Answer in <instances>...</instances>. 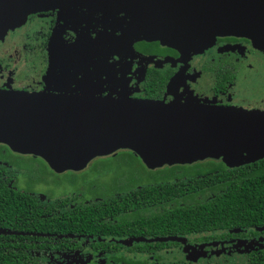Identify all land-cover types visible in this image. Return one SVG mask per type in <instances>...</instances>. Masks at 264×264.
<instances>
[{
  "label": "flooded vegetation",
  "instance_id": "1",
  "mask_svg": "<svg viewBox=\"0 0 264 264\" xmlns=\"http://www.w3.org/2000/svg\"><path fill=\"white\" fill-rule=\"evenodd\" d=\"M107 27L102 12L48 11L0 30V90L90 88L135 99L264 110V49L248 38L219 36L195 52L143 39L106 52ZM87 40L94 43L91 55L79 56ZM121 154L135 157L136 167L153 178L123 175L119 186L128 187L92 197L83 188L58 198L37 182L48 172L83 173L95 161H115ZM244 160L232 166L208 158L150 169L135 153L121 150L94 159L82 171L59 173L41 157L0 143V264H264L262 216L193 219L196 210L208 209L205 204L225 193L228 180L244 175L264 181V157ZM105 172L98 183L108 177Z\"/></svg>",
  "mask_w": 264,
  "mask_h": 264
},
{
  "label": "water",
  "instance_id": "2",
  "mask_svg": "<svg viewBox=\"0 0 264 264\" xmlns=\"http://www.w3.org/2000/svg\"><path fill=\"white\" fill-rule=\"evenodd\" d=\"M84 10L105 15L106 52L143 39L195 52L227 35L264 49V0H0V30L40 12ZM0 143L41 157L59 173L82 171L121 150L150 169L208 158L235 166L243 157H264V110L135 99L90 88L0 90Z\"/></svg>",
  "mask_w": 264,
  "mask_h": 264
},
{
  "label": "rangeland",
  "instance_id": "3",
  "mask_svg": "<svg viewBox=\"0 0 264 264\" xmlns=\"http://www.w3.org/2000/svg\"><path fill=\"white\" fill-rule=\"evenodd\" d=\"M62 30L63 28L60 29V31ZM108 33H109V29L107 27L105 31L106 36ZM58 34H59V31H58ZM116 35L118 36V34ZM95 43H97V41H95ZM91 44L94 45L92 41L90 43V40H87V45L84 48H82L81 46V50H79L78 52L79 56L91 55L90 48H93V47H90ZM82 59L85 60V57H82ZM129 159H130V162H129ZM136 166H138V161L135 157L132 158L129 155L121 154V155H118L117 160L115 161H107V162L105 160H102L100 162L95 161L90 166L91 169H88L87 171L83 173L67 172L66 174H63L61 176H55L52 173L51 175L48 172L45 178L40 176V179L42 180L40 181L36 180V181L38 182V184L40 182L43 183L46 186L45 190H47L48 192L50 190L51 194L58 198L64 197L66 194H69V193L79 192V190L83 188H85L84 191L86 192V194L92 197L93 194L102 195L103 193L104 194L108 193L112 191V189L117 188V187L119 188V190L128 187V185L126 184H122L121 187L119 186V182L122 179L123 175H127L129 177L130 176L137 177L134 173H140L141 175L139 176V178H146V179L153 178V176L150 174V172L146 168L144 167L137 168ZM41 168L45 170L44 169L45 167L43 165H41ZM102 170H106V172L103 173L102 175L108 176V177L103 182L100 181L101 183H98L97 181L99 180V178H97V176ZM23 185H26L27 187H31L28 184H23ZM95 185H97L98 187H95ZM33 186H35V184Z\"/></svg>",
  "mask_w": 264,
  "mask_h": 264
},
{
  "label": "trees",
  "instance_id": "4",
  "mask_svg": "<svg viewBox=\"0 0 264 264\" xmlns=\"http://www.w3.org/2000/svg\"><path fill=\"white\" fill-rule=\"evenodd\" d=\"M224 187L225 193L214 204H205L208 209L196 210L193 219L253 221L261 220V216L264 219V208H261L264 206V181L260 177L246 180L244 175H240L237 179L228 180ZM181 214L186 217L188 212ZM90 226L95 227L93 224Z\"/></svg>",
  "mask_w": 264,
  "mask_h": 264
}]
</instances>
